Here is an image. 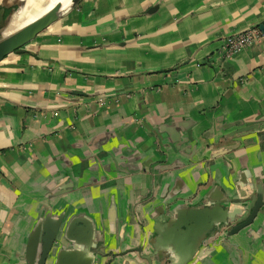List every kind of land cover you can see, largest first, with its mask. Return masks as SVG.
I'll use <instances>...</instances> for the list:
<instances>
[{
  "label": "crops",
  "instance_id": "obj_1",
  "mask_svg": "<svg viewBox=\"0 0 264 264\" xmlns=\"http://www.w3.org/2000/svg\"><path fill=\"white\" fill-rule=\"evenodd\" d=\"M256 191L264 202V0H80L0 61V264H28L48 216L63 221L46 264L62 249L92 264H264V205L231 233L244 210L231 200ZM219 202L231 221L194 247L168 230Z\"/></svg>",
  "mask_w": 264,
  "mask_h": 264
},
{
  "label": "water",
  "instance_id": "obj_2",
  "mask_svg": "<svg viewBox=\"0 0 264 264\" xmlns=\"http://www.w3.org/2000/svg\"><path fill=\"white\" fill-rule=\"evenodd\" d=\"M80 0H71V7L79 3ZM60 15L50 13L49 15L38 18L29 24L22 27L20 30L13 34L1 38V31L7 25V17L4 18L3 10L0 9V61L8 54L21 51V48L33 40L38 34L43 32L49 26H51ZM229 202V201H227ZM233 203L243 205L244 210L242 216L232 227L231 233H236L239 230L250 225L257 213L262 209L264 202L262 194L259 191L255 192V195L242 201L231 200ZM247 203V204H246ZM221 202L215 203L212 208H204L203 210H196L185 220L180 221L178 219H171L169 222L168 230L174 231L180 230L181 238L185 240L189 237L191 245L193 247L196 243L205 239L209 232L215 230L219 225H226L228 221H231L233 215L220 212ZM246 204V206H245ZM238 214V212L234 213ZM63 216L58 218L46 217L40 221L32 230L26 248V260L28 264H46L51 249L56 240L59 229L62 225ZM84 230L88 232V225L84 223ZM83 230V231H84ZM66 237L70 240L73 236H76L72 224H68L64 230ZM74 238V237H73ZM75 239V238H74ZM77 251L75 249H62L58 252L55 264H92L88 259H78Z\"/></svg>",
  "mask_w": 264,
  "mask_h": 264
},
{
  "label": "bare ground",
  "instance_id": "obj_3",
  "mask_svg": "<svg viewBox=\"0 0 264 264\" xmlns=\"http://www.w3.org/2000/svg\"><path fill=\"white\" fill-rule=\"evenodd\" d=\"M44 1H45V3L43 2L44 5H43V3L42 4L41 3L33 4V3H30V1H29L26 3L25 8H23V6H22L21 9L16 14H13L14 15V16H12L13 18L8 17L7 25L1 32V38H4L6 36L13 34L14 32L20 30L22 27L29 24L30 22H32L38 18L45 17V16L49 15L50 13H55L56 15H60L63 12H65L67 10V8L70 6V4L69 5L66 4V0H51L49 6H47L46 9H43L46 6L45 4H47V0H44ZM70 2H71V0H70ZM23 10H27L28 13L34 14V15H32L29 19H27L20 26L14 27V28H12V30H10L11 25H13V23L19 19V16Z\"/></svg>",
  "mask_w": 264,
  "mask_h": 264
},
{
  "label": "built area",
  "instance_id": "obj_4",
  "mask_svg": "<svg viewBox=\"0 0 264 264\" xmlns=\"http://www.w3.org/2000/svg\"><path fill=\"white\" fill-rule=\"evenodd\" d=\"M258 35L255 28L246 29L243 32L227 36L223 42V51L226 56L238 52L242 47L251 44Z\"/></svg>",
  "mask_w": 264,
  "mask_h": 264
},
{
  "label": "rangeland",
  "instance_id": "obj_5",
  "mask_svg": "<svg viewBox=\"0 0 264 264\" xmlns=\"http://www.w3.org/2000/svg\"><path fill=\"white\" fill-rule=\"evenodd\" d=\"M19 1H21V5L23 6L25 3H26V1L27 2H29L30 1V3H33V4H35V3H45V1L44 0H19ZM22 1H24V2H22ZM50 2H51V0H47V6H49V4H50ZM18 3V2H17ZM44 3H43V5H44ZM66 4L67 5H69L70 4V6L67 8V10L69 9V8H71V3H70V0H66ZM42 5V6H43ZM46 5V4H45ZM0 6H3V7H7V8H10L11 7V9H12V7H14V8H16L17 7V5H16V0H0ZM43 9H46L45 7L43 8ZM42 9V10H43ZM12 10H15V9H12ZM41 10V11H42ZM40 11V12H41ZM39 12V13H40ZM66 12V11H65ZM64 12V13H65ZM38 13V14H39ZM36 14V13H35ZM37 14V15H38ZM63 14V13H62ZM32 15H34V14H30V13H28V11L27 10H23L22 12H21V14H20V16H19V19L17 20V21H15L14 23H13V25H11V27H10V30H12V28H14V27H18V26H20L22 23H24L27 19H29ZM2 32V31H1Z\"/></svg>",
  "mask_w": 264,
  "mask_h": 264
}]
</instances>
